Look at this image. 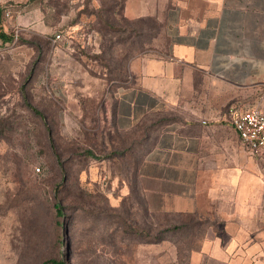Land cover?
I'll use <instances>...</instances> for the list:
<instances>
[{"label":"rangeland","instance_id":"obj_1","mask_svg":"<svg viewBox=\"0 0 264 264\" xmlns=\"http://www.w3.org/2000/svg\"><path fill=\"white\" fill-rule=\"evenodd\" d=\"M0 2L13 37L0 38V264H189L210 221L148 212L136 174L178 113L113 120L131 60L167 45L163 28L128 20L124 0Z\"/></svg>","mask_w":264,"mask_h":264},{"label":"crops","instance_id":"obj_2","mask_svg":"<svg viewBox=\"0 0 264 264\" xmlns=\"http://www.w3.org/2000/svg\"><path fill=\"white\" fill-rule=\"evenodd\" d=\"M124 15L156 22L167 45L131 60L116 128L178 113L153 131L138 170L147 207L208 218L189 264H264V157L241 143L228 111L264 108V0H124Z\"/></svg>","mask_w":264,"mask_h":264},{"label":"built area","instance_id":"obj_3","mask_svg":"<svg viewBox=\"0 0 264 264\" xmlns=\"http://www.w3.org/2000/svg\"><path fill=\"white\" fill-rule=\"evenodd\" d=\"M61 38L62 34L57 33L55 40ZM228 111L241 143L251 152L264 157V108L260 104L246 106L234 103Z\"/></svg>","mask_w":264,"mask_h":264},{"label":"trees","instance_id":"obj_4","mask_svg":"<svg viewBox=\"0 0 264 264\" xmlns=\"http://www.w3.org/2000/svg\"><path fill=\"white\" fill-rule=\"evenodd\" d=\"M1 11H2V6H1V2H0V15H1ZM123 11H124V5H123ZM129 20V19H128ZM131 21V20H130ZM0 38L4 41V42H8L10 41L13 37L10 36L7 32H5L1 26V23H0ZM23 95H24V99L26 101V103L29 105V107L35 111L36 113H41L38 108H36V106H34V104L31 102V100L29 99L28 95L26 94L24 88H23ZM113 120L114 119V111H113ZM149 135V134H148ZM58 158H60L59 154H57ZM140 166V165H139ZM138 170H139V167L137 168V171H136V174L138 175ZM126 180V179H125ZM137 182H138V179H137ZM136 182V183H137ZM138 187H139V182H138ZM140 189V188H139ZM142 193V192H141ZM143 196V195H142ZM55 198H59L58 194L55 196ZM145 200V199H144ZM55 208L57 209V212L59 215H64L63 214V211H62V201H56L55 202ZM147 211L150 212L149 208L147 207ZM168 213V212H166ZM170 214H173L177 217H191V218H194V214H179V213H170ZM193 250V249H192ZM192 252V251H191ZM191 254V253H190ZM48 262L52 263V264H65V262L63 260H57V259H50Z\"/></svg>","mask_w":264,"mask_h":264}]
</instances>
